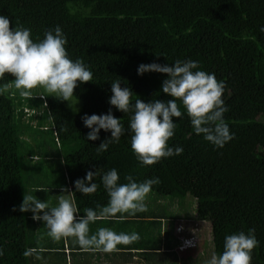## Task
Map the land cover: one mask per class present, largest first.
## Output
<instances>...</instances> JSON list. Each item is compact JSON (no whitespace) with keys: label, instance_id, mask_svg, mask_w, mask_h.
I'll return each mask as SVG.
<instances>
[{"label":"trees","instance_id":"16d2710c","mask_svg":"<svg viewBox=\"0 0 264 264\" xmlns=\"http://www.w3.org/2000/svg\"><path fill=\"white\" fill-rule=\"evenodd\" d=\"M0 15L9 18L10 29H30L34 42L59 25L69 58H79L92 72L91 81L74 89L73 97L81 101L77 112L59 98L38 97L49 108L54 141L63 144V153L57 156L81 216L85 209L99 213L107 205L109 197L100 179L104 172L115 168L119 183H127L129 175L137 183L158 177L148 204L161 197H192L199 225L194 233L199 236L201 222L209 223L217 256L223 252L226 235L255 229L258 246L252 250L251 264H264V32L260 31L264 0H0ZM176 60L198 61L199 70L224 81L222 99L228 111L223 115L234 139L216 148L196 135L177 100L183 115L173 118L176 128L167 144L182 147V154L141 165L130 146L132 113L108 103L111 83L119 80L122 88L128 87L132 103L166 102L171 99L161 90L166 74L137 75V67L152 62L171 65ZM3 85L9 87L0 95V264H33L45 250L27 242L30 223L26 212L19 211L27 173L14 122V77L5 73L0 79ZM109 107L125 132L119 143L97 152L110 132L101 129L98 140H87L89 129L81 116L107 113ZM51 156L44 154V161L49 163ZM89 170L98 173L93 180L97 190L84 195L75 191L73 182ZM197 245L199 253L204 247L199 241ZM202 256L190 261L201 264Z\"/></svg>","mask_w":264,"mask_h":264},{"label":"clouds","instance_id":"9594fccd","mask_svg":"<svg viewBox=\"0 0 264 264\" xmlns=\"http://www.w3.org/2000/svg\"><path fill=\"white\" fill-rule=\"evenodd\" d=\"M260 31L264 32V26ZM44 38H31V30L23 26L10 29L9 18L0 15V79L5 73L14 77V87L19 90L21 98L32 97L31 90L43 88L47 96L69 101L78 83L92 80V72L77 58L71 60L66 51L67 39L59 25L44 32ZM195 70V71H194ZM166 74L161 90L171 97L166 102L159 99L144 102L136 99L131 102L132 91L121 87V81L111 83L112 95L108 98L110 106L123 113L131 112L128 129L131 132V150L141 165H152L161 160L183 152L182 147H169L167 142L174 136L176 124L173 118H181V108L189 117L196 135L216 148H223L234 133H230L225 122L224 113L228 111L222 94L225 89L223 80L218 81L213 73L199 70L198 61L176 60L171 65L157 62L141 63L137 67V75L147 72ZM12 85V84H11ZM8 85L0 86V95L8 91ZM14 94H12L13 96ZM46 96V95H43ZM24 99V98H23ZM47 104V103H46ZM14 106V105H13ZM83 125L89 129L86 139L96 141L100 138L101 129L110 132V137L103 140L97 152L108 150L109 144L119 143L125 128L120 119L109 107L107 113H85L81 116ZM96 171H87L83 178L76 179L75 191L84 195L96 192L97 184L93 182ZM109 200L101 212L89 208L80 216L73 200L60 196L58 205L50 207L32 196H24L19 206L20 212H31L34 221H42L48 229V236L54 241L74 237L83 250L91 247L112 252L117 244H129L139 239L137 233L117 234L109 229L100 228L89 235V224L100 216L114 217L117 213L135 214L146 210L145 197L152 185L159 183V178L146 179L141 183L126 176L127 183H119V175L115 168L103 173L100 177ZM192 240V242H191ZM183 248L193 247V239H183ZM258 246L255 229L247 234L239 232L226 235L223 252L213 254L208 264H251L252 250ZM30 252L26 251L25 256ZM0 255L3 251L0 250Z\"/></svg>","mask_w":264,"mask_h":264},{"label":"crops","instance_id":"0c3cea01","mask_svg":"<svg viewBox=\"0 0 264 264\" xmlns=\"http://www.w3.org/2000/svg\"><path fill=\"white\" fill-rule=\"evenodd\" d=\"M44 95V94H43ZM29 99L31 97H23ZM46 102V101H45ZM26 101L23 103L25 104ZM24 107V105H23ZM26 110V108H25ZM57 144L59 140H56ZM37 158V157H36ZM51 189V186H47ZM25 196H32L40 201L47 202L50 207L58 204L44 201L48 194L45 187L41 185H25ZM58 199L60 196L74 198L68 183L67 175L62 174V183L59 185ZM52 192V191H51ZM67 198V197H66ZM157 199L154 207L149 209L145 201L146 210L135 214L117 213L114 217L105 218L100 216L94 223L89 224V235L95 234L98 229H109L117 234L137 233L139 239L129 244H117L116 250L103 252L100 249L91 247L83 250L74 237L54 241L48 236V229L42 221H34L32 213L26 212L30 223L27 235V242L41 251L40 261H33V264H192L191 259L198 255L196 250L199 241L198 234L194 233L198 221L193 215H178L173 212L167 213L164 208L159 207ZM101 212V211H100ZM99 212V213H100ZM98 213V215H99ZM172 213V214H171ZM80 215V214H79ZM81 216V215H80ZM175 239V246L170 243L162 245L163 236ZM193 239L196 245L183 248V239ZM193 253V255H190ZM213 250L207 260L202 258L201 264H208ZM36 262V263H35Z\"/></svg>","mask_w":264,"mask_h":264},{"label":"rangeland","instance_id":"374dc122","mask_svg":"<svg viewBox=\"0 0 264 264\" xmlns=\"http://www.w3.org/2000/svg\"><path fill=\"white\" fill-rule=\"evenodd\" d=\"M31 92L32 95L37 94V96H32L29 99H23L20 96L19 90L13 92L14 114H16L14 122L18 128L20 137L22 154L21 163L24 167V173H27L25 175L26 178H24L25 185H27V183L28 185H41L46 189H48V185L51 186V189L48 190V194L44 201H49L52 205L53 202L58 204V189L59 185L62 183V174L65 173V167L61 164V158L57 156V154L63 153V144L60 143V147V144H57L54 141V135L52 133V119L50 116L48 117L49 108L44 100L41 101L38 99L39 96L43 98V94L46 96L47 94L41 87L34 88ZM60 100L74 112L79 111L81 108V101L73 96L69 101ZM25 101L26 104H23ZM44 154L52 155L49 163L44 161ZM28 174L30 175L28 176ZM151 194L152 192L147 194L144 202ZM66 197L68 198L67 194ZM162 198H164V200L159 202V207L163 206L162 208H164L167 213L173 212L178 215L188 214L189 216L195 214L196 201L190 196L183 198ZM148 206L149 209H151L152 206L154 207V201L149 203ZM161 242L162 245L170 243L171 246H175V239L169 238L168 234L166 237L165 235L163 236ZM199 244L204 248L201 249L198 254L203 255L202 257L207 260L212 250L214 252L212 232L209 223L201 222V226L199 228ZM190 255H193V253H190Z\"/></svg>","mask_w":264,"mask_h":264}]
</instances>
